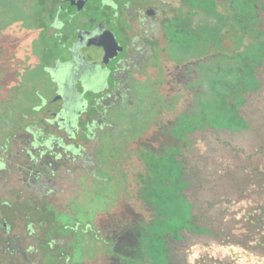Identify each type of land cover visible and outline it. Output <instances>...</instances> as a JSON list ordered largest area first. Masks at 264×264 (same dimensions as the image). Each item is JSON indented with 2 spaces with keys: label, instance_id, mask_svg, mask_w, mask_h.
I'll use <instances>...</instances> for the list:
<instances>
[{
  "label": "flooded vegetation",
  "instance_id": "obj_1",
  "mask_svg": "<svg viewBox=\"0 0 264 264\" xmlns=\"http://www.w3.org/2000/svg\"><path fill=\"white\" fill-rule=\"evenodd\" d=\"M189 1L0 0V264H89L85 243L108 252V217L133 224L125 208L142 207L164 145L177 182L174 124L194 95L179 35L211 19ZM167 60L183 73L164 80ZM84 199L94 209L77 210Z\"/></svg>",
  "mask_w": 264,
  "mask_h": 264
},
{
  "label": "rangeland",
  "instance_id": "obj_2",
  "mask_svg": "<svg viewBox=\"0 0 264 264\" xmlns=\"http://www.w3.org/2000/svg\"><path fill=\"white\" fill-rule=\"evenodd\" d=\"M196 3L200 12L211 19L196 16L190 37L179 35V42L194 50V72L189 76L194 95L190 113L180 115L174 124L178 128V135L173 136L177 138L179 152L177 184L176 178L174 182L171 178L172 149L164 145L165 168L158 179L151 182L146 179L149 183L143 189V208L139 198H132L129 208H125L126 214H133L130 218L136 227L126 218L118 222L115 214L109 216L107 239L115 238L117 242L112 243L108 252L97 255L93 252L99 249L98 245L85 243L83 248L81 245L78 254L87 251L89 264H201L202 261L208 264L210 260L216 264H264L263 252L211 240L208 225L195 216L210 195L209 185L201 190V182L220 169L217 161L226 153L220 141L243 145L251 137L250 120L244 110L248 105L246 96L260 86L259 69L264 62V0H196ZM160 68L164 80L166 73L170 76L183 73L172 60L165 61ZM261 75L264 76V71ZM178 107L186 108L187 103L180 100ZM134 123L133 120L132 129L136 130ZM184 127L190 129L184 130ZM170 138L171 135L165 137ZM153 182L162 190V199H155ZM106 188L107 184L102 183L101 190ZM231 198L214 203V210L226 208L238 217L246 216L247 207L253 201L235 200L236 195ZM86 204L94 209L96 202L79 201L77 210ZM111 204L121 205L115 198L110 199ZM189 217L191 225L186 224Z\"/></svg>",
  "mask_w": 264,
  "mask_h": 264
},
{
  "label": "trees",
  "instance_id": "obj_3",
  "mask_svg": "<svg viewBox=\"0 0 264 264\" xmlns=\"http://www.w3.org/2000/svg\"><path fill=\"white\" fill-rule=\"evenodd\" d=\"M259 70L260 86L246 96L248 105L244 110L250 120L251 137L243 145L229 140L220 141L226 153L217 161L216 166L220 169L201 182V190L209 185L210 195L201 203L195 216L202 224L208 225L211 240L264 253V76L261 75L264 62ZM216 166L211 167L214 169ZM231 195H236L235 200L246 198L253 201L247 207L246 216L238 217L226 208L214 210V203L233 200ZM190 218L187 225L192 224ZM206 263L202 261L201 264ZM208 264L216 263L210 260Z\"/></svg>",
  "mask_w": 264,
  "mask_h": 264
}]
</instances>
